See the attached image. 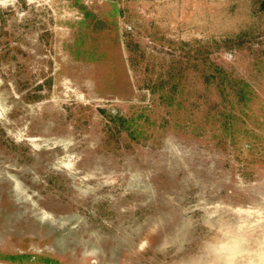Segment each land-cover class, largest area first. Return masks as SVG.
<instances>
[{"label": "rangeland", "instance_id": "374dc122", "mask_svg": "<svg viewBox=\"0 0 264 264\" xmlns=\"http://www.w3.org/2000/svg\"><path fill=\"white\" fill-rule=\"evenodd\" d=\"M0 264H264V0H0Z\"/></svg>", "mask_w": 264, "mask_h": 264}]
</instances>
